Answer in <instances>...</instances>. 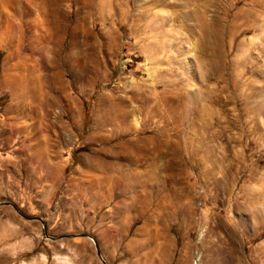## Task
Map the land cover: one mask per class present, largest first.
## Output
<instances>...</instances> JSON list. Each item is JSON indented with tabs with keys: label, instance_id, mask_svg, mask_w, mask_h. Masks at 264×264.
I'll use <instances>...</instances> for the list:
<instances>
[{
	"label": "rangeland",
	"instance_id": "374dc122",
	"mask_svg": "<svg viewBox=\"0 0 264 264\" xmlns=\"http://www.w3.org/2000/svg\"><path fill=\"white\" fill-rule=\"evenodd\" d=\"M32 1H0V264H264V0Z\"/></svg>",
	"mask_w": 264,
	"mask_h": 264
},
{
	"label": "bare ground",
	"instance_id": "6f19581e",
	"mask_svg": "<svg viewBox=\"0 0 264 264\" xmlns=\"http://www.w3.org/2000/svg\"><path fill=\"white\" fill-rule=\"evenodd\" d=\"M1 1V3H4L5 5H9L8 7L9 8H13V12L12 13H9V15H11L10 17H8L9 18V22H11L10 23V25H11V27L12 28H17L16 30H18V32L22 29V27L24 26L23 24L25 23H29L30 22V18H31V16L32 15H34V12H33V8H32V3H33V1L32 0H0ZM45 1V0H44ZM43 1V2H44ZM42 2V3H43ZM39 3H41V1H39ZM46 3V2H45ZM4 4H2V5H4ZM44 4V3H43ZM42 5V4H41ZM3 7V9L5 10V8H4V6H2ZM0 9H2V8H0ZM41 9V8H40ZM43 9H44V7H43ZM6 10H7V8H6ZM3 11V10H2ZM1 11V12H2ZM40 11V10H39ZM8 12V11H7ZM43 12V11H42ZM45 12V11H44ZM43 12V13H44ZM3 13V12H2ZM6 13V12H5ZM8 14V13H7ZM46 14V13H45ZM49 14V13H48ZM26 15H28V17H29V19H27L25 16ZM23 16H24V19H23V22H22V24H18L17 23V19L18 18H23ZM44 16V15H43ZM42 18V17H41ZM6 20V19H5ZM8 20V19H7ZM41 20L42 19H40V17L39 16H37L35 19H34V22H35V24H34V26H40L42 23H41ZM3 22V16L2 15H0V24ZM8 21H7V23H9ZM42 22H43V20H42ZM40 24V25H39ZM29 25V24H28ZM6 26V25H5ZM1 28V27H0ZM8 28V27H7ZM7 30V29H6ZM48 30V29H47ZM4 32V31H3ZM1 33V35H4L3 33H2V31L0 32ZM9 33H11V32H9ZM21 36H22V34H20ZM21 36H19V38H17L18 39V42L20 43V40H21ZM4 38V37H3ZM1 39V38H0ZM49 39H50V35H49ZM9 40V39H8ZM12 40V39H11ZM46 40V39H45ZM1 41V40H0ZM47 41V40H46ZM8 42V41H7ZM15 43V42H14ZM12 50V49H11ZM50 51V50H49ZM7 75V74H6ZM5 82V81H4ZM164 100V99H163ZM118 102L119 103H121L122 104V102H123V100L122 99H118ZM123 103H125V101L123 102ZM117 115H118V117H120V118H122L124 121H126V122H129V119H130V113H129V111L128 110H126V111H124V110H121V108H119L118 109V111H117ZM7 128V127H6ZM93 135H95V134H93ZM92 136V135H91ZM43 137V136H42ZM93 137V136H92ZM41 138V137H40ZM40 138H39V140H40ZM51 138V137H50ZM49 138V139H50ZM99 139V138H98ZM101 139H104V137L103 136H101ZM43 141V140H42ZM41 141V142H42ZM44 141H45V139H44ZM38 145H40V144H38ZM39 147H41V146H39ZM38 147V148H39ZM50 147V146H49ZM48 151H50V150H48ZM43 155V154H42ZM42 155H39V156H42ZM49 164V163H48ZM102 164V163H101ZM98 166V165H97ZM103 166V165H102ZM97 169V168H96ZM105 169V168H104ZM97 180H99V179H97ZM103 182V181H102ZM100 183V182H99ZM181 264H183V263H181Z\"/></svg>",
	"mask_w": 264,
	"mask_h": 264
},
{
	"label": "water",
	"instance_id": "95a60500",
	"mask_svg": "<svg viewBox=\"0 0 264 264\" xmlns=\"http://www.w3.org/2000/svg\"><path fill=\"white\" fill-rule=\"evenodd\" d=\"M97 250H98V254H99V256H101V252H100L98 246H97Z\"/></svg>",
	"mask_w": 264,
	"mask_h": 264
}]
</instances>
